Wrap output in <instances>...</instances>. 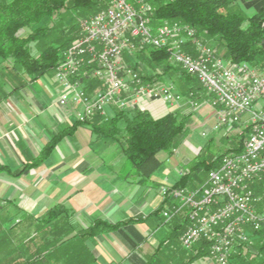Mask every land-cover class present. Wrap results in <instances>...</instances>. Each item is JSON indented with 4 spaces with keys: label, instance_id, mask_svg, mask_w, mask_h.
<instances>
[{
    "label": "crops",
    "instance_id": "0c3cea01",
    "mask_svg": "<svg viewBox=\"0 0 264 264\" xmlns=\"http://www.w3.org/2000/svg\"><path fill=\"white\" fill-rule=\"evenodd\" d=\"M241 5L252 14L264 0H242ZM45 75L34 80L40 89L35 83L21 92L16 90L19 85L12 90L0 86V213L34 219L30 224L34 239L29 236L17 243V254L10 252L16 243L0 242V264L16 259L26 264L29 255V259L35 256V263L44 264H188V252L179 246L181 233H176L174 224L162 226L160 214L170 204L161 186L175 184L184 171L178 169L171 176L163 163L168 154L160 153V166L148 181L139 182L125 164L121 143L93 128L113 118L116 108L79 122L74 106L59 103L62 86L55 78L54 87L44 80ZM15 76H0V84L12 85L18 80ZM99 87L93 82L88 89L94 92ZM188 105V100L174 105L162 100L143 104L153 117L174 109L184 112ZM213 114L208 106L197 115L213 118ZM58 135L45 156L47 144ZM97 220L117 226L85 234ZM7 229L2 226V231ZM73 233L83 243H55ZM48 252L51 258L44 257Z\"/></svg>",
    "mask_w": 264,
    "mask_h": 264
},
{
    "label": "built area",
    "instance_id": "2783aa9c",
    "mask_svg": "<svg viewBox=\"0 0 264 264\" xmlns=\"http://www.w3.org/2000/svg\"><path fill=\"white\" fill-rule=\"evenodd\" d=\"M152 15L149 0H111L82 18L78 37L55 69L62 86L59 103L74 106L79 122L104 115L109 107L143 110L144 103L156 100L174 105L187 98L199 105L194 92L187 96L168 82L147 81L124 61L148 46L165 48L170 61L211 95L207 102L215 110L213 131L241 126L247 134L242 149L223 154L202 187H162L170 202L163 223L183 214L187 228L180 241L188 252L204 242L211 264H235L240 246L255 255L253 244L264 231V72L221 57L189 24H154ZM93 82L100 87L90 92Z\"/></svg>",
    "mask_w": 264,
    "mask_h": 264
},
{
    "label": "trees",
    "instance_id": "16d2710c",
    "mask_svg": "<svg viewBox=\"0 0 264 264\" xmlns=\"http://www.w3.org/2000/svg\"><path fill=\"white\" fill-rule=\"evenodd\" d=\"M111 0H0V68L22 71L34 81L54 70L61 63L64 52L76 40L80 32V20L106 8ZM153 7L154 24L181 22L194 27L199 37L207 44L216 43L223 50L222 56L233 64L246 62L264 68V5L249 14L241 5L242 0H149ZM251 1V0H246ZM218 51V50H217ZM134 66L139 58L155 66L152 75H144L147 81L172 76L181 79V93L202 90L194 77L180 70L170 61L165 48L145 47L133 57ZM135 68V67H134ZM136 69V68H135ZM149 69H151L149 67ZM179 70V72L177 71ZM200 100L201 96L198 97ZM184 114L170 111L161 117H153L147 110L125 112L117 110L113 118L94 124V130L105 137L113 138L122 145L125 164L131 175L139 182L148 181L162 161L159 154H173L186 135L187 121ZM90 120H87L88 122ZM84 123V122H83ZM243 137V133L241 134ZM60 135L46 146L48 155ZM243 139V138H242ZM228 151H240L241 141ZM204 162L206 170L219 166L221 157ZM202 162L185 171L175 186L187 187L194 180L191 176ZM160 210H157L159 212ZM187 220H175L176 233H181ZM103 220H97L85 232L93 234L100 227L113 228ZM256 254L240 246L233 256L235 264H264V231L254 243ZM188 252V251H187ZM207 255L206 243H201L188 252V264Z\"/></svg>",
    "mask_w": 264,
    "mask_h": 264
},
{
    "label": "rangeland",
    "instance_id": "374dc122",
    "mask_svg": "<svg viewBox=\"0 0 264 264\" xmlns=\"http://www.w3.org/2000/svg\"><path fill=\"white\" fill-rule=\"evenodd\" d=\"M82 18L85 17H77L76 21L78 22L79 20H81ZM211 46L217 51V54L220 55L221 57L223 54V50L217 46L216 43H211ZM224 58V57H223ZM134 58L130 57L128 55H126L124 57V61L127 65L132 66L133 68L135 67L136 70L138 72H140L143 76L144 75H152L155 66H153L152 64H149L147 61L142 60L141 58H139L140 60V64H138V66H134ZM149 67L151 69H149ZM154 67V68H153ZM258 68V67H257ZM156 69V68H155ZM260 71L264 72V68L261 69L260 67L258 68ZM179 72V70H177ZM177 73H173L172 76L169 77H162V78H158L156 79V81H160V82H168L170 84H173L175 86V89L178 90L179 92H181L180 90V85L182 86V82L180 81L181 79L176 75ZM16 75V76H15ZM0 76H2L3 78L5 76H15L18 78V80H14L11 81L12 85L9 84H5L3 82V84H0V86L2 87H9V89H13V87L18 86V88H16V90H18L19 92H21L22 88L24 87H29L30 83H35V87L38 89L39 88V83L38 81H30V78L28 75H26L25 73H23L22 71H9L8 69H0ZM45 79L44 80H48L49 82H52V85L54 86V82H55V78H56V72L54 70H50L48 73H46V75L44 76ZM21 82V83H19ZM197 84L198 87H201L202 90L197 91V98L201 96V100L198 101L199 105L194 106L192 105L189 101V105L187 106V108L184 109V112L181 111V109H174L171 111H177L179 114H184V116L189 115V117H186V121H187V128H186V135L183 139V142L178 146L177 150L171 154V156L168 154V152H162V153H166L168 154L169 159L165 160L164 163V168H170L171 170V176H175L177 173V170L179 169L180 171H190L192 166L194 164H197L198 162H202L199 167L196 170H193L192 173V178L194 180H192V182L190 184L187 185V188L189 189H197L202 187L204 184H206V182L208 181V178L210 176L211 171H213L214 169L207 171L206 170V165L204 162H211L213 161L215 158H217L220 155L225 154L228 150H230L233 147H236L237 144L241 141V144H243V140L244 138H246V134H245V130L244 127L241 126H236L234 129H230V130H226V129H222L219 131H213V126L215 124L216 118H215V110L213 107H211L208 102H207V98L211 97V95H209L206 91V89L203 87V85L198 81V79H195V82ZM55 87V86H54ZM188 99L186 98L185 101H187ZM197 100V99H196ZM184 101V100H183ZM178 104V103H177ZM208 106L210 108L213 109L214 114H213V118H206L204 116H200L197 115L198 113H200V110H202V108L206 107L208 108ZM137 110H142V109H137ZM146 110V109H143ZM180 110V111H179ZM125 112H129V111H125ZM204 114V113H203ZM204 118V119H203ZM207 132V134L205 136H203V133ZM247 132V130H246ZM243 133V137L241 136V134ZM168 161V162H166ZM183 172V173H184ZM182 173V174H183ZM181 174V175H182ZM163 186H167V187H171V186H175L174 184H165ZM160 188L161 193H162V187ZM264 189V187L262 188ZM163 195V194H162ZM165 209V208H164ZM15 213V212H14ZM163 213V209L161 210V218H162V226L167 225L172 223L173 221L177 220V218H185L183 214H178L177 216H175L170 222H167L166 224L163 223L164 221V217L162 215ZM20 220H22V222L20 223ZM34 221L33 218H29V217H23V216H11V217H5L0 213V242H14L16 243L14 249H10V252L12 254H17L18 252V248H17V243H20L22 241H24V239H26L27 237H29L30 239H34V230L33 228L30 227V224L32 223V221ZM43 226L42 229L44 227V222H42ZM49 224V223H48ZM2 226L8 227L7 231L3 230L2 231ZM187 228V222L185 224V228L184 230ZM183 230V231H184ZM183 231L181 232V234L183 233ZM41 235L43 236V231L41 233ZM77 235H79L78 233H73V234H66L65 236H63L62 238H57V242L55 243H65V242H82L83 240H78ZM181 236V235H180ZM77 237V238H76ZM61 239L63 241H61ZM59 244V245H60ZM254 245V244H253ZM179 246L186 250L184 248V246L182 245L180 238H179ZM48 249H43V251L47 252ZM58 252H61L57 249ZM64 251V250H62ZM256 254V253H255ZM49 252L47 253V255H45V258H51V255H49ZM14 258H16L13 255ZM30 255L28 256V260L26 259V264H44V262H39V263H35V256L31 257L29 259ZM91 257H92V253H91ZM256 259H261L262 256L261 254L257 253L256 254ZM200 261L198 262V264H211L210 261H208V259L205 256L200 257L199 259ZM17 259L11 263V264H18ZM21 264V263H20Z\"/></svg>",
    "mask_w": 264,
    "mask_h": 264
}]
</instances>
